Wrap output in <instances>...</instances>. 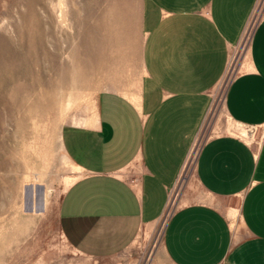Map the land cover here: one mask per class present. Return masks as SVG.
Returning a JSON list of instances; mask_svg holds the SVG:
<instances>
[{
	"label": "crops",
	"instance_id": "1",
	"mask_svg": "<svg viewBox=\"0 0 264 264\" xmlns=\"http://www.w3.org/2000/svg\"><path fill=\"white\" fill-rule=\"evenodd\" d=\"M258 1L141 0L134 36L96 32L86 96L60 137L82 173L58 214L77 253L119 255L161 219ZM223 109L254 135L201 143L193 176L211 200L169 216L160 243L169 264H264V10Z\"/></svg>",
	"mask_w": 264,
	"mask_h": 264
},
{
	"label": "rangeland",
	"instance_id": "2",
	"mask_svg": "<svg viewBox=\"0 0 264 264\" xmlns=\"http://www.w3.org/2000/svg\"><path fill=\"white\" fill-rule=\"evenodd\" d=\"M59 1L0 0V264H169L160 247L169 216L187 203L211 200L193 176L201 143L219 133L250 141L246 128L226 117L223 99L264 0L258 1L214 90L163 216L143 229L127 250L105 259L77 253L61 233L60 201L82 176L63 152L61 128L86 96L85 61L96 32L119 27L134 36L141 0H61L64 13L58 9Z\"/></svg>",
	"mask_w": 264,
	"mask_h": 264
},
{
	"label": "bare ground",
	"instance_id": "3",
	"mask_svg": "<svg viewBox=\"0 0 264 264\" xmlns=\"http://www.w3.org/2000/svg\"><path fill=\"white\" fill-rule=\"evenodd\" d=\"M58 9L60 10V13H61V12H62V13L66 12V11H65V4H64V2L61 1V0L59 1ZM60 16H61V14L58 15V17H60ZM184 168H185V166H184Z\"/></svg>",
	"mask_w": 264,
	"mask_h": 264
},
{
	"label": "built area",
	"instance_id": "4",
	"mask_svg": "<svg viewBox=\"0 0 264 264\" xmlns=\"http://www.w3.org/2000/svg\"><path fill=\"white\" fill-rule=\"evenodd\" d=\"M247 130V133H248V135H250V136H253L254 135V129H246ZM183 170V169H182ZM182 172L183 171H181V173H180V175H179V177L181 176V174H182ZM179 179V178H178ZM178 181V180H177Z\"/></svg>",
	"mask_w": 264,
	"mask_h": 264
}]
</instances>
